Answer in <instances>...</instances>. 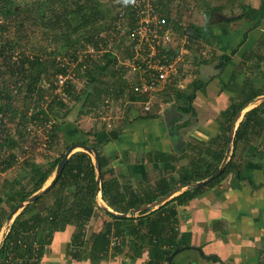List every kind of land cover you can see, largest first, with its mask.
<instances>
[{
  "label": "trees",
  "instance_id": "1",
  "mask_svg": "<svg viewBox=\"0 0 264 264\" xmlns=\"http://www.w3.org/2000/svg\"><path fill=\"white\" fill-rule=\"evenodd\" d=\"M10 1L0 0V111L8 115V122L3 125L0 132V146L9 150L2 149L1 151L0 147V153L7 154L2 157L3 167L1 170L6 172L16 165L15 148L18 146L17 143L32 139L31 134L37 135V130L42 128L50 138V143L47 145L50 152H54L52 149L57 148L61 143H63L65 151L72 145L90 147L97 157L100 179L97 184V172L91 159L92 154L84 151L72 153L57 179L35 201L26 204L14 219L9 233L0 246V264H38L44 255V247L51 241L53 233L64 230L68 225L74 227L71 245L78 246L81 243L85 224L94 215L95 210L99 209L96 202L98 189L102 200L109 208L114 211L120 209L121 211L118 213L124 215H127L130 210L138 211V217L134 219L132 217L119 218L114 213L106 211L105 214L110 220L105 222L100 232L92 234L90 237L92 242L89 254L99 256L100 260L107 259L109 236L113 233L120 237L122 242L111 251L121 252L125 238L131 237L137 239L134 248L138 249L136 251L138 253H141L142 245L147 244L148 259L145 264H168L169 258L176 255L175 251L182 249L176 241L178 234L174 219L176 211L167 206H159L154 210H141L143 206L150 204L154 199L140 197L137 193L126 198L120 192L118 184L114 182V177L111 175L106 177L109 169H106L105 166L110 157H105L100 149L109 141L118 140V131L105 130L104 126L106 125H102L100 132L105 130L107 135L97 142L96 133L83 132L78 126L75 128L76 120H73V125H70L67 120L73 107L78 108L77 118L97 115L96 110L103 102V97L114 96L116 101L126 99L127 104L146 100L145 96L134 94L128 89L133 77L117 62L116 53L123 54V52L121 50L122 39L112 32L114 22L117 20L113 16L115 10L112 5L113 0H109L111 4L109 10L104 8L102 10L98 4H94L93 0H43L33 8L37 17H32L30 14L28 19L23 18L24 20L22 19L18 23L19 30L16 27L12 30L11 23H6L21 13L19 9L16 10L10 5ZM125 1L126 8L123 16L130 19L132 15L130 0ZM172 1L167 0V3L171 4ZM184 1H181L177 6L181 4L182 8L184 6L188 8V2ZM238 1L225 0L226 6L220 4L212 7L210 1L194 0V7L201 13L204 20L199 24L188 22L187 28H194L198 35L197 39L188 37L191 44H197V40L203 33L216 40L215 33L213 34L209 30L212 24H217V21L213 20V16L221 13L225 8L232 11L230 16L234 15V9L239 6L243 7V5L237 4ZM263 9L264 4L259 7L256 14L261 16ZM106 13H110V16L102 27L101 23L105 22ZM177 15L180 16L178 12ZM243 16L244 12L236 16L235 19ZM33 19H39L43 29L44 38L40 46L25 41L30 38L27 29L23 28V23H32ZM232 20L234 19L229 18L227 21ZM258 21L253 22L254 26L258 24ZM56 30H63L59 39L53 38ZM103 35L113 38L112 50L103 53L99 58L92 59L93 61L89 64L87 63L85 72L77 70L78 77L85 81L83 86L77 89L75 85L68 84L63 86L59 93L55 92V77L60 73H65L64 68L56 62L57 57H64L69 51L84 48L87 44H93L96 48V45L104 39ZM17 50L20 51L19 61H12V55ZM203 63L205 64L206 61L200 62L194 58L193 64L196 69ZM198 74L197 72V78L192 81L194 89L202 87ZM235 78L236 75L233 74L231 91L235 93V97L230 98L228 106L220 111L217 118L219 134L216 143H214L215 146L221 148L215 149L212 142V145L206 150L202 152L200 149L197 152L204 153L213 164L209 166V170H205L203 165H206L207 160L202 161L201 158H198L199 162L192 161L188 167L181 170L182 174L176 183L173 184L172 180L159 181L156 184V189L161 196L178 187L209 178L221 165L228 144V134L234 125L236 116L254 98L264 94L262 91L252 89V86L247 89L245 86L239 87L234 82ZM44 79H50V82H44ZM44 83L47 84L42 85ZM181 91V89L169 86L160 98L162 100V97H166L163 102L167 104L171 102L172 95H174L175 100L180 98L183 101V106L179 108L181 113L192 112V115H195L194 109L191 107L193 96H186ZM21 95H23V100L17 99ZM158 112L159 108L156 106L153 112L137 118H157L159 117ZM11 122H13L12 126H15L13 128L15 130L12 132L9 130ZM48 122H50V129L46 127ZM100 132L97 131V133ZM79 135L82 137L78 138ZM74 136L77 139H74ZM91 136L93 141L89 140ZM262 137H264V102L244 114L234 131L231 151L223 171L207 186L213 185L228 175L241 180L242 164L239 159L246 153L253 141ZM196 144L203 143L198 141ZM25 147L26 145L22 143L21 154L24 153ZM190 148H195L191 142L185 144L181 152L177 151L175 153L178 157L176 161L181 158L189 159L188 150ZM65 151L55 153V158L46 164L23 159L19 165L21 173L19 172L17 177L0 180V226L19 204L43 189L46 181L53 175L58 163L63 159ZM159 157L160 161H172L169 154L160 153ZM199 190L200 188L184 191L175 197L176 204L185 205L187 201L196 196ZM130 245L133 246L132 241ZM113 252L110 253V256ZM80 253L78 251L72 255L77 257Z\"/></svg>",
  "mask_w": 264,
  "mask_h": 264
},
{
  "label": "crops",
  "instance_id": "2",
  "mask_svg": "<svg viewBox=\"0 0 264 264\" xmlns=\"http://www.w3.org/2000/svg\"><path fill=\"white\" fill-rule=\"evenodd\" d=\"M186 2L190 4V2L194 3V0H186ZM237 4L243 5L237 7V14L234 11V15L230 16L232 11L228 10V15H223L225 8L221 13L213 16V20L222 25L212 24L216 29V46L208 47L211 50L210 57L199 60L206 63L196 69L202 87L194 89L190 82L182 90L186 96H193L191 107L195 115H192V112L181 113L179 108L183 106V101L180 98L175 100L174 95L171 102L159 110L157 118L138 119L136 110L131 112L133 107L130 108L129 113L127 112L129 108H125L126 112L124 111L119 126L114 127V130L119 132V139L109 141L100 149L105 157H110L105 166L109 169L106 177L109 175L114 177V182L118 184L120 192L126 198L137 193L140 197L154 199L141 210H154L159 206H167L176 211L174 217L178 233L176 241L182 249H177L176 255L171 257L172 264H264V137L253 141L239 159L242 164L241 180L228 175L213 185L207 186V183L203 186H195V183L200 182L197 181L191 185L178 187L164 196H161L156 189V184L161 180H172L173 184L176 183L182 174L181 170L188 167L192 161L199 162L198 158L202 161L207 160L203 168L209 170L213 162L204 153L197 152L200 149L203 152L212 145V142L216 143L219 134L217 124L219 113L226 109L230 98L235 97V93L231 91L233 74L236 75L234 82L239 87L245 86L247 89L252 86L255 91L264 92V9L261 16L256 14L259 7L264 4V0H239ZM210 5L217 6L212 3ZM176 12L175 10L173 14L176 15ZM242 12L244 16L235 19ZM229 18L234 20L227 21ZM257 20H259L258 24L254 26L253 22ZM228 22L234 26L231 29L232 33L226 26ZM162 98L164 100L166 97ZM263 102L264 94L257 96L246 105L235 120L232 132L245 113ZM167 108H172L174 111L172 129L167 126L163 116ZM75 111L77 117L78 108L75 107L73 112ZM68 117V122H71ZM77 123L83 125L78 126L83 132L93 129L92 132L97 134V142L107 135L105 130L102 129L103 131L100 132L101 128L95 127L96 123L92 124L94 126L91 124L90 126L87 121L82 123L79 120ZM80 137L82 136L79 135L78 138ZM178 140H182V148L189 142L195 147L188 150L191 160L181 158L176 161L178 157L175 153L178 150L175 148V143ZM198 141L203 144H196ZM219 148L221 147L215 146V149ZM160 153L171 155L172 161H160ZM23 159L29 158L24 156ZM23 159L16 160L14 167L18 169V173ZM91 159L94 164L92 155ZM6 172L0 175V180L13 179L6 178ZM54 174L55 171L44 187L53 179ZM150 174H155V178H150ZM196 188L200 190L193 199L187 201L185 205L176 204V196ZM96 202L99 209L95 210L94 215L85 224L81 243L78 246L71 245L74 227L68 225L64 230L53 233L51 241L44 247V255L38 264H145L147 262V244L142 245L141 253H138L136 252L138 249L134 248L137 239L131 237L125 238L121 252L115 253L114 250L109 249V256L105 260H100L95 254H89L92 242L90 237L100 232L105 222L110 220L105 212L121 214L118 213L120 209L114 211L104 203L99 189ZM23 207L12 215L11 220L14 221ZM131 212L132 210L128 211L124 216L133 219L138 217V211ZM8 217L5 221H9ZM131 241L133 246L130 245ZM120 242H122L121 238ZM78 251L81 252L80 255L77 257L72 255ZM111 252L113 254L110 256Z\"/></svg>",
  "mask_w": 264,
  "mask_h": 264
},
{
  "label": "built area",
  "instance_id": "3",
  "mask_svg": "<svg viewBox=\"0 0 264 264\" xmlns=\"http://www.w3.org/2000/svg\"><path fill=\"white\" fill-rule=\"evenodd\" d=\"M175 1L173 0L169 5L167 0H130L129 5L132 11L130 19L123 16L126 1H112L115 7L113 16L117 18L112 32L122 39L123 54L116 53L117 62L133 77L128 89L134 94L146 97V100L138 101L143 105L144 111L150 110L152 101L156 100L158 95L161 96L167 87L184 90L187 84L197 78L196 66L193 64L194 58L208 59L211 55V50L207 46L191 44L185 33L187 25L182 18L172 12ZM103 38L96 48L93 44H87L84 48L69 51L64 57H57L56 62L64 68L65 73L55 77V92L59 93L60 89L68 84L75 85L77 89L82 87L85 81L78 77L77 70L85 72L87 63L112 50L113 38L106 35H103ZM13 59L16 58L13 57ZM44 82H50V79H44ZM115 99L114 96L103 97V102L96 110L98 117L107 127H111L113 123L110 102ZM6 122H8V115L0 111V132ZM46 127L50 129V122L46 124ZM36 134L42 136L38 138L39 144L36 149H46L50 143L46 131L44 133L41 128ZM37 135L31 134V138L35 139ZM28 147H25L23 153L25 158L26 154L31 152ZM2 162V153H0V175L5 173L1 170ZM12 221L10 218L0 226V246L10 231ZM109 238V249L120 245V238L113 233Z\"/></svg>",
  "mask_w": 264,
  "mask_h": 264
},
{
  "label": "rangeland",
  "instance_id": "4",
  "mask_svg": "<svg viewBox=\"0 0 264 264\" xmlns=\"http://www.w3.org/2000/svg\"><path fill=\"white\" fill-rule=\"evenodd\" d=\"M40 1H43V0H11L9 3L11 6H13L14 8L19 9V11L21 12L20 15L18 16H15L13 18H11L8 21H6V23H11L12 25V30L15 29V27L17 28V30H19L18 28V23L21 22V20L24 18V19H28L30 14L32 17H37V15L35 14L34 12V7L38 6L39 5V2ZM94 1V4H98L99 7L102 9H110V2L109 0H93ZM181 1H184V0H176L174 3H173V10L172 12H175V10L180 14V18H182V21L187 25L188 22H194L196 24H199L201 22H203L204 18L203 16L201 15L200 12L197 11L196 7H194V3L190 2V4H188L186 2V0L184 2H186L188 5V8H182V5L180 4V6H177L179 3H181ZM207 1H210V3H212L213 5H225L226 6V3H225V0H207ZM225 3V4H224ZM170 5V4H169ZM103 10V9H102ZM235 11V14H237V10L234 9ZM33 12V13H32ZM176 12V13H177ZM223 15H228V9H225L223 12H222ZM109 16H110V13H106L105 15V22H102V27L106 24V21L109 19ZM23 19V20H24ZM39 19H33L32 23L29 22H24L23 23V28H25V30L27 29V33H28V37L30 38V40H26L25 41L28 43L32 42L34 45H37V46H40L42 45V39L44 38L43 36V29L41 28V25L39 23ZM13 23V24H12ZM206 24V23H205ZM207 25V24H206ZM221 26L222 24L221 23H218L217 26ZM235 25H236V22H235ZM216 26V27H217ZM226 26L228 28V31H230L231 33L233 31H231L232 28H234L233 24H230V22L226 23ZM209 28V27H208ZM209 30H211V32L214 34L216 33V29H214V27H211L209 28ZM25 33V31H24ZM63 33V30H56L54 31V34H53V38H57L59 39V37L61 36V34ZM27 38V39H29ZM24 40L22 41L23 43L25 42ZM197 44L200 45H204V46H207L210 48V46H216V40H214V37L212 36H209L207 35L206 33H203L201 35V37L199 38V40H197ZM16 54V56H14ZM19 56H20V51L17 50L14 52V54L12 55V58L15 57L16 59H12V61H19ZM106 80V79H105ZM81 85V83L79 84ZM78 85V86H79ZM83 86V85H82ZM42 87V86H41ZM12 88V86H11ZM161 96L158 95L157 96V99L156 100H153L152 101V107L150 108L149 111H144V108H143V105L140 103V102H137L135 104H131L129 105L130 103L127 104L126 102V99L122 100V101H116V100H112L113 102H110V105H111V117H112V120H113V123L111 124V127H107V126H104L105 127V130H110V129H114L115 125L116 126H119V122L122 120V117L124 115V111L126 112V109L125 108H131V112L135 111L137 112L138 116H144L145 114H148V113H151L153 112L155 109H156V106H158L159 110L165 105L164 102H163V99L161 100L160 98ZM17 99L19 100H23V95L17 97ZM155 101V102H154ZM75 109V107H73L72 109V112H70V117H68V119L71 121V123L69 122L70 125H73V121L72 119L75 116V112H73ZM129 109L127 110V112L129 111ZM147 112V113H146ZM188 117V116H187ZM189 118V117H188ZM76 122H75V128L76 126H83V125H80V123H77L79 120L80 122L82 123H85L86 121L89 123V125L93 124V123H96L95 124V127H99V128H102V125H105L103 123V121L97 116V115H88V116H83L81 118H75ZM11 127H9V130L10 132L14 131V130H11L13 129L15 126H12L13 125V122H11L9 124ZM90 125V126H91ZM94 126V125H92ZM70 127V126H69ZM73 129V127H72ZM80 130H82L80 128ZM83 130H86L85 128H83ZM93 129H91L92 131ZM95 130V129H94ZM92 134V132H91ZM38 138H42L41 134L37 135L35 139H37L36 141H34L35 139H29V140H26L24 142L20 141L19 143H17V147L15 148V152L17 157H18V161H20L21 159L24 158V155L20 153V146L22 143H24V145H26L30 150L31 152L29 154H26V158H29V159H32V161H34L35 163H38V164H46L48 162H50L51 159H54L55 158V153H60V152H63L65 151V147L63 145V143H61L59 146H57V148H53L52 150H54V152H50L51 150L49 149H39L37 150L36 147L38 146L39 142H38ZM74 139H77L76 137H74ZM73 139V140H74ZM89 140L93 141L92 139V136L89 138ZM72 141V140H70ZM1 142V141H0ZM31 144V146L29 145ZM1 147V146H0ZM32 148V149H31ZM3 150H6V151H9L8 149H6V147H1V151ZM77 151H83L81 148H75L72 153L74 152H77ZM66 153V151L64 152ZM71 153V154H72ZM3 155H7V154H3L2 153V157ZM93 156V155H92ZM18 174V169L16 167H14V169H11V170H8L5 174V177L6 178H14L16 175ZM150 178L154 179L155 178V174H150ZM51 182V181H50ZM50 182L48 181L47 182V185L50 184Z\"/></svg>",
  "mask_w": 264,
  "mask_h": 264
},
{
  "label": "water",
  "instance_id": "5",
  "mask_svg": "<svg viewBox=\"0 0 264 264\" xmlns=\"http://www.w3.org/2000/svg\"><path fill=\"white\" fill-rule=\"evenodd\" d=\"M186 35L188 37H191V38H194V39H197L198 35L195 31L194 28H187L186 31H185ZM131 105V104H129ZM173 109L172 108H167L164 110L163 112V116H164V119L166 121V124L167 126L172 129V121H173V118H174V114H173ZM238 116L239 114L236 116L235 120L238 119ZM179 117V116H178ZM234 128V127H233ZM233 137H234V132H230L229 134V137H228V144H227V148H226V152H225V155H224V158H223V161L221 163V165L219 166V168L216 170V172H214L213 175H211L209 178L203 180V181H200L198 183H195V186H203V185H206L207 183L213 181L215 178H217L221 172L223 171L224 169V164L225 162L228 160V157H229V154H230V151H231V145H232V141H233ZM182 146H183V142L182 140H178L176 143H175V148L176 150H178L179 152L182 151ZM75 148H81L84 152L88 153V154H92L93 155V159H94V164H95V169H96V172H97V178H96V181H97V184L99 183V173H98V163H97V157L94 155L92 149L88 146H83V145H72L65 153L63 159L58 163L56 169H55V174L53 176V179L51 180L50 184L55 180L57 179V177L60 175L69 155L72 153V151L75 149ZM48 184L46 187H44L43 189H41L39 192L33 194L31 197H29L25 202L19 204L12 212L11 214L9 215L8 219H10L12 217V215L18 210L20 209L21 207H23L24 205L28 204V203H31L33 201H35L40 195H42L44 193V191L49 187ZM118 217H125L124 214L123 215H117ZM171 257L169 258V261H168V264H172L171 263Z\"/></svg>",
  "mask_w": 264,
  "mask_h": 264
}]
</instances>
